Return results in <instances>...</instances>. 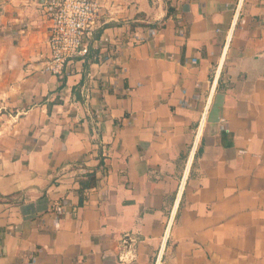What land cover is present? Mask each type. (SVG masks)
<instances>
[{
    "label": "crops",
    "instance_id": "1",
    "mask_svg": "<svg viewBox=\"0 0 264 264\" xmlns=\"http://www.w3.org/2000/svg\"><path fill=\"white\" fill-rule=\"evenodd\" d=\"M44 2L0 0V264H264V0H100L59 76Z\"/></svg>",
    "mask_w": 264,
    "mask_h": 264
},
{
    "label": "built area",
    "instance_id": "2",
    "mask_svg": "<svg viewBox=\"0 0 264 264\" xmlns=\"http://www.w3.org/2000/svg\"><path fill=\"white\" fill-rule=\"evenodd\" d=\"M44 7L53 24L49 34L50 58L44 63L43 71L61 75L76 56L89 54L87 40L101 14L100 0H45ZM202 132V124L198 135ZM120 259H134L127 250ZM161 257V256H160ZM160 258L157 260L159 264Z\"/></svg>",
    "mask_w": 264,
    "mask_h": 264
},
{
    "label": "trees",
    "instance_id": "3",
    "mask_svg": "<svg viewBox=\"0 0 264 264\" xmlns=\"http://www.w3.org/2000/svg\"><path fill=\"white\" fill-rule=\"evenodd\" d=\"M172 11H173V8L171 6H168L169 15L170 13H172ZM139 25H143V24H139ZM132 27H134V25H132ZM100 156H101L100 164L97 168L93 170L88 169L84 163H80L77 165V167L85 169V172L81 174L80 176H78L77 178V183L79 185L78 190H79L82 202L86 199V192L91 189H95L97 187V184H98L97 171L99 168H101L103 164L101 153H100Z\"/></svg>",
    "mask_w": 264,
    "mask_h": 264
}]
</instances>
